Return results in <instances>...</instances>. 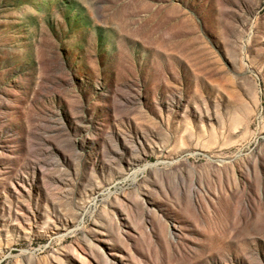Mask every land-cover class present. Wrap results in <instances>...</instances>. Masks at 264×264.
Listing matches in <instances>:
<instances>
[{"label": "rangeland", "instance_id": "374dc122", "mask_svg": "<svg viewBox=\"0 0 264 264\" xmlns=\"http://www.w3.org/2000/svg\"><path fill=\"white\" fill-rule=\"evenodd\" d=\"M0 264H264V0H0Z\"/></svg>", "mask_w": 264, "mask_h": 264}]
</instances>
